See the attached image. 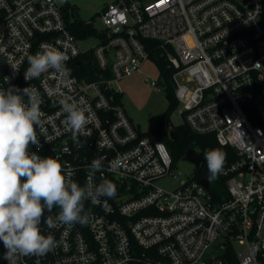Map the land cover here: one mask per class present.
Returning a JSON list of instances; mask_svg holds the SVG:
<instances>
[{
  "label": "built area",
  "instance_id": "obj_1",
  "mask_svg": "<svg viewBox=\"0 0 264 264\" xmlns=\"http://www.w3.org/2000/svg\"><path fill=\"white\" fill-rule=\"evenodd\" d=\"M65 9L58 0H0V85L37 97L40 147L30 152L59 156L82 187L108 179L117 192L85 201V225L62 224L54 208L47 215L53 227L43 223L46 216L40 228L56 247L18 257V264H262L264 0H112L99 13V42L86 50ZM143 39L157 41L174 69L170 83L183 122L214 133L237 154L220 174L227 195L219 200L193 174L174 173L164 143L137 129L122 106L119 80L150 58ZM47 45L68 57L67 84L53 70L25 78L27 58ZM89 51L92 79L76 72ZM151 85L167 93L158 78ZM68 97L93 117L77 139L64 124L60 101ZM97 158L101 171L90 167ZM167 177L176 181L171 189L157 183ZM5 251L0 241V264H8Z\"/></svg>",
  "mask_w": 264,
  "mask_h": 264
},
{
  "label": "clouds",
  "instance_id": "obj_2",
  "mask_svg": "<svg viewBox=\"0 0 264 264\" xmlns=\"http://www.w3.org/2000/svg\"><path fill=\"white\" fill-rule=\"evenodd\" d=\"M67 59L57 48L43 46L42 51L27 58L25 78H38L53 70L67 84L71 74ZM5 83H9L8 78ZM60 104L66 114L64 124L77 139L92 122V114L73 97L61 100ZM42 115L34 92L0 85V241L6 249L3 259L8 264H18V257L46 255L56 247L55 238L42 234L40 228L45 210L51 213L58 208L56 219L62 224L85 225V201L95 203L100 197L112 198L117 192L116 185L108 179L82 187L71 179L59 156L41 157L29 151L32 145L40 147L36 129ZM204 158L208 180L212 182L223 172L227 153L211 148L204 151ZM90 167L101 171L103 159H94ZM43 223L53 227L51 216Z\"/></svg>",
  "mask_w": 264,
  "mask_h": 264
},
{
  "label": "rangeland",
  "instance_id": "obj_3",
  "mask_svg": "<svg viewBox=\"0 0 264 264\" xmlns=\"http://www.w3.org/2000/svg\"><path fill=\"white\" fill-rule=\"evenodd\" d=\"M60 4L68 3L76 8V15L80 19L91 22L97 32L101 30L102 22L99 13L102 8L112 2V0H58ZM67 7V6H66ZM68 17L73 15L65 9ZM99 42V37L90 35L80 41V48L86 50L95 46ZM159 75L157 65L148 58L141 66L140 70L129 74L119 80L118 85L122 91L121 103L130 118L133 125L141 132H146L161 121L167 130L172 125H178L183 122L182 116L178 113L180 105L170 110L168 115H163L168 108L169 100L165 98V91L161 88L156 89L151 85V80L157 79ZM182 75L178 76L182 81ZM194 164L181 157L173 162L172 171L180 173V177H189L193 174ZM169 181H171L169 183ZM159 185L171 189L176 183L171 177L160 179Z\"/></svg>",
  "mask_w": 264,
  "mask_h": 264
},
{
  "label": "trees",
  "instance_id": "obj_4",
  "mask_svg": "<svg viewBox=\"0 0 264 264\" xmlns=\"http://www.w3.org/2000/svg\"><path fill=\"white\" fill-rule=\"evenodd\" d=\"M66 6V9L68 10L69 7V11L73 15L72 20L69 23V28L72 33H74L78 38L82 39L87 36L97 34V30L91 22H86L77 17L76 8L74 6L72 7L68 3H66ZM143 43L146 49L149 51L150 58L158 67V82L164 87L166 92L171 93V97L170 99H168V108L163 114L168 115L170 110H172L175 105H177V101L174 97L173 88L170 83V76L174 69L172 67L167 66L166 60L162 56V51L157 41L153 39H143ZM78 60L79 65L76 68L77 74L83 76L86 75L87 72H89V78L92 79L95 71L94 68H96L94 59L92 57V52L89 51L87 53H84L78 58ZM120 97H122V95H120ZM252 120L254 122L257 121V123H260V121L255 120L253 118ZM169 132H173L174 136H170ZM143 133L148 135L152 140L163 142L170 153L172 162H174L176 158L182 157L184 151L189 146H192L203 154L204 151L207 149L220 148L221 150L227 153V160L224 167L237 159V154L234 149L228 145H221L216 140L214 133L194 132L188 127L185 122H182L178 125H172L167 130V128L161 121L159 124ZM193 177L196 180L208 177L207 162L205 158L198 167L194 168ZM225 182L226 178L224 176H221L220 174L212 182H210L209 191L212 195L213 200H219L227 195ZM259 261L260 263L264 264V259L260 258Z\"/></svg>",
  "mask_w": 264,
  "mask_h": 264
},
{
  "label": "water",
  "instance_id": "obj_5",
  "mask_svg": "<svg viewBox=\"0 0 264 264\" xmlns=\"http://www.w3.org/2000/svg\"><path fill=\"white\" fill-rule=\"evenodd\" d=\"M171 97V93L167 92L165 95V98L168 100ZM170 136H174L173 132H169ZM182 159L184 160H188L190 162H192L194 164L195 167H198L201 162L204 159V154L198 150H196L195 148H193L192 146H189L183 153ZM199 183L202 184L205 187H208L210 181L208 180V177H204L202 179L199 180ZM48 215V211L45 210L44 212V217L42 218V220Z\"/></svg>",
  "mask_w": 264,
  "mask_h": 264
}]
</instances>
